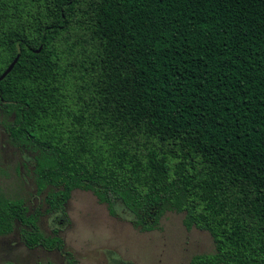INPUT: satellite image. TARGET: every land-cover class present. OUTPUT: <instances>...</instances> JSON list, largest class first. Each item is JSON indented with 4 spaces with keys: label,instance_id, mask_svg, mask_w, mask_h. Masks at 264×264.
<instances>
[{
    "label": "trees",
    "instance_id": "1",
    "mask_svg": "<svg viewBox=\"0 0 264 264\" xmlns=\"http://www.w3.org/2000/svg\"><path fill=\"white\" fill-rule=\"evenodd\" d=\"M17 55L4 127L49 212L80 189L141 231L183 213L214 243L189 264H264V0H0V74ZM15 222L64 248L0 194V235Z\"/></svg>",
    "mask_w": 264,
    "mask_h": 264
},
{
    "label": "rangeland",
    "instance_id": "2",
    "mask_svg": "<svg viewBox=\"0 0 264 264\" xmlns=\"http://www.w3.org/2000/svg\"><path fill=\"white\" fill-rule=\"evenodd\" d=\"M11 117L0 107V194L22 199L28 213L36 215L40 231L60 236L64 248L26 247L22 227L15 222L9 234L0 235V264H66V252L78 264H189L194 254L214 250L207 231L185 229L183 213L168 211L158 228L141 231L122 205L111 215L91 191L74 189L64 213L49 212L45 197L50 188L37 189L34 153L12 142L5 131Z\"/></svg>",
    "mask_w": 264,
    "mask_h": 264
},
{
    "label": "water",
    "instance_id": "3",
    "mask_svg": "<svg viewBox=\"0 0 264 264\" xmlns=\"http://www.w3.org/2000/svg\"><path fill=\"white\" fill-rule=\"evenodd\" d=\"M41 47L36 49L35 51L38 52ZM18 59V55L10 62V64L7 66V68L0 74V80L5 77V75L13 68L14 64L16 63Z\"/></svg>",
    "mask_w": 264,
    "mask_h": 264
}]
</instances>
